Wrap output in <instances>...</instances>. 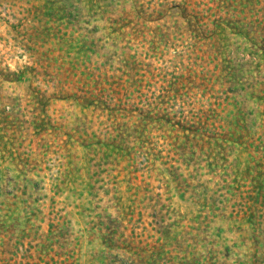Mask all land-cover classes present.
Instances as JSON below:
<instances>
[{
	"label": "rangeland",
	"instance_id": "obj_1",
	"mask_svg": "<svg viewBox=\"0 0 264 264\" xmlns=\"http://www.w3.org/2000/svg\"><path fill=\"white\" fill-rule=\"evenodd\" d=\"M0 264H264V0H0Z\"/></svg>",
	"mask_w": 264,
	"mask_h": 264
}]
</instances>
